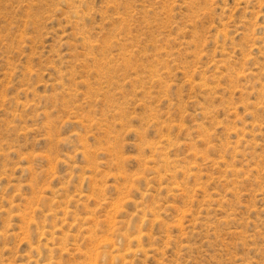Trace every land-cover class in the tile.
I'll return each instance as SVG.
<instances>
[{"label":"rangeland","instance_id":"374dc122","mask_svg":"<svg viewBox=\"0 0 264 264\" xmlns=\"http://www.w3.org/2000/svg\"><path fill=\"white\" fill-rule=\"evenodd\" d=\"M0 264H264V0H0Z\"/></svg>","mask_w":264,"mask_h":264}]
</instances>
